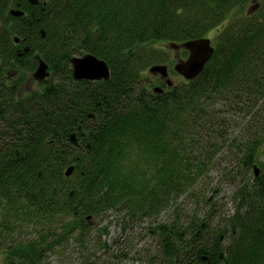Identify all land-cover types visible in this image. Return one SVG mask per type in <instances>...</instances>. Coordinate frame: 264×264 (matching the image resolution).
Here are the masks:
<instances>
[{
  "label": "trees",
  "instance_id": "1",
  "mask_svg": "<svg viewBox=\"0 0 264 264\" xmlns=\"http://www.w3.org/2000/svg\"><path fill=\"white\" fill-rule=\"evenodd\" d=\"M249 1L0 0L3 264H43L70 239L89 251L91 221L111 216L124 223L119 263L264 264V0L250 17L225 20ZM202 38L215 49L203 71L156 92L144 72L170 64L158 45ZM77 54L103 60L110 79L76 80ZM36 56L49 76L21 92ZM219 154L233 214L222 217L210 197L212 211L188 214L181 197H197ZM136 224L155 241L146 260L126 249ZM98 230L97 249L109 254L108 227Z\"/></svg>",
  "mask_w": 264,
  "mask_h": 264
},
{
  "label": "rangeland",
  "instance_id": "2",
  "mask_svg": "<svg viewBox=\"0 0 264 264\" xmlns=\"http://www.w3.org/2000/svg\"><path fill=\"white\" fill-rule=\"evenodd\" d=\"M260 0H251L249 1L248 4L245 5V7L241 10H236L233 11L229 17H227L225 20H232L235 21L236 19H240L242 17L246 18V16L250 17V15H252L253 13V9L254 7H256L258 5V2ZM30 2V5L33 7L39 6L41 3V0H38L37 2ZM39 8V7H38ZM15 14V16H21V10L19 11V9H14L12 11V14ZM13 14V15H14ZM20 14V15H18ZM34 16H36V12L34 13ZM45 32L41 31V35H43V37L45 36ZM17 44L19 43V39L16 40ZM158 48L156 52L158 55L160 56H168L169 57V63H163L166 64L169 67V73H170V79L175 83H181L182 80L184 79L183 77H181V75H179L175 69L174 66L175 64L179 61L181 62L183 59H186L187 57L184 56V50L181 49H174L172 48V46L170 45H166L165 44H159ZM187 52V51H186ZM84 57V54H77L74 56H71V61H70V65L69 68L72 70L73 72V77H74V68H73V63L72 60L76 59V58H80L82 59ZM38 61V57H35ZM211 60V59H210ZM209 60V61H210ZM40 66V62L38 61V65L35 64L33 67L34 73H36V71L38 70ZM149 67L146 68L144 74L152 77V82H149V84H152V86H154L153 83H156L157 85H161V78H157L154 75H151L149 73ZM111 75V74H110ZM48 77V76H47ZM46 77V78H47ZM45 78V79H46ZM75 78V77H74ZM45 79H37L36 77H34V74H32L30 77H28V79L25 81L22 90H31L32 88H36L41 81L44 82ZM76 79V78H75ZM110 79V76L108 79H96L94 81H91L95 84L100 85L102 83V81H108ZM78 80V79H76ZM80 81V80H78ZM89 81V80H86ZM151 86V87H152ZM13 115V114H12ZM11 116H7V121L13 122V118ZM0 132L2 133H9V129L7 128H1ZM10 134V133H9ZM8 135V134H7ZM130 136V134L128 135ZM5 141H6V137L1 138L0 143L2 147H0L1 152L6 148L5 147ZM131 160L130 162H135V156H131L130 157ZM220 154L218 155V160L217 163L209 170V172H207L205 175H201L200 178L195 182V188L197 190V197H192V196H182L180 199V202L184 201L185 206L187 207V210L189 211L188 214L192 213L193 211H198V215L201 217L204 216V214H206L209 210L212 211L211 209V204L207 203V197L212 198L214 204L217 205L216 209L218 211V213L220 212V215L222 217H224V214L227 215H231L234 212V204L231 201V197L233 195V187L228 184V163H226V161H221ZM69 170V169H68ZM68 170L66 172H68ZM72 174V173H71ZM72 175H70L69 177H71ZM68 177V178H69ZM239 179H242V176L240 175ZM239 180V181H240ZM204 200V201H202ZM183 204V206H184ZM197 206V207H195ZM215 209V210H216ZM114 215V214H111ZM167 216H163V218L166 220ZM110 219H98L97 217L94 218L90 225L92 227L90 234V250H79L78 248V244L75 243L73 240H69V242L65 243L64 245L55 248L54 250H52L51 252L46 253L44 259H43V264L45 262H47L48 264H77V263H81L82 264H98L100 263L102 260L103 261H107V262H111V264H127L129 261H125V262H120L116 256H119V253L121 251V249H123V236H122V225H124V223H120L119 222H114L113 216L109 217ZM141 224H136L135 226L138 228H135L136 230L139 231H134L133 230H129L127 232L126 237L128 238V248H126L127 250L129 249L130 252V258H140V255L144 258V260H146L147 256V252L152 251L155 248V241L154 238L151 236L149 237L148 234H146L144 236V231L141 230ZM140 226V227H139ZM103 228V227H108V231L109 233L106 235L102 234L101 237V241L103 243H106L109 246V254H106V252L104 250H98L97 249V243L96 241H94V237L100 234L99 232V228ZM94 246V247H93ZM125 249V250H126ZM89 252H95L97 253L95 257H93L92 255L89 254ZM137 252H139L140 254H138ZM54 253V254H52ZM2 255L0 254V264H3V260H2ZM137 256V257H136Z\"/></svg>",
  "mask_w": 264,
  "mask_h": 264
},
{
  "label": "water",
  "instance_id": "3",
  "mask_svg": "<svg viewBox=\"0 0 264 264\" xmlns=\"http://www.w3.org/2000/svg\"><path fill=\"white\" fill-rule=\"evenodd\" d=\"M31 2H37L38 0H28ZM14 14V13H13ZM15 15V14H14ZM20 15V14H18ZM174 49L183 48L189 52V56L186 60H182L175 65V71L180 74L185 79H194L197 77L204 69L207 62L212 58L214 54V47L212 46V42L208 38L197 39L193 41H188L183 43L182 45L174 44L172 45ZM40 62V66L34 77L37 79H45L49 76L47 72L48 66L47 64L40 58H38ZM73 68H74V77L78 80L88 79V80H96V79H108L110 76V69L108 65L103 61L98 59L96 56L87 54L84 55L82 59L76 58L72 60ZM151 73H159L163 76V78L168 77V66L166 65H155L150 68ZM167 84L169 86L172 85V81L167 78ZM155 91L158 93H162L163 89L156 87ZM71 140L77 142L76 134H72L70 136ZM90 147V144H87ZM73 171V167H70L67 174H71ZM255 175H259V169L255 167ZM220 257L224 259V253H221ZM225 264H229L227 260H225Z\"/></svg>",
  "mask_w": 264,
  "mask_h": 264
},
{
  "label": "flooded vegetation",
  "instance_id": "4",
  "mask_svg": "<svg viewBox=\"0 0 264 264\" xmlns=\"http://www.w3.org/2000/svg\"><path fill=\"white\" fill-rule=\"evenodd\" d=\"M154 76H156L157 78L159 77V78H161V85H157L156 87H162V85L163 84H165L166 82H165V80L162 78V77H160V75H154ZM82 82H85L86 81V79H83V80H81ZM89 81H94V80H89ZM2 82V81H1ZM32 89H34V88H32ZM23 90H21V92H22Z\"/></svg>",
  "mask_w": 264,
  "mask_h": 264
}]
</instances>
